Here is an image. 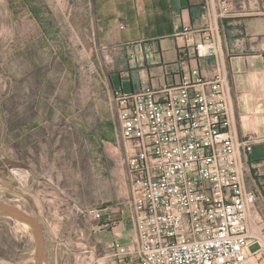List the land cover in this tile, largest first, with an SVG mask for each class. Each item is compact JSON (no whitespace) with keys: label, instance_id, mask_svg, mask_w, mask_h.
Here are the masks:
<instances>
[{"label":"rangeland","instance_id":"obj_1","mask_svg":"<svg viewBox=\"0 0 264 264\" xmlns=\"http://www.w3.org/2000/svg\"><path fill=\"white\" fill-rule=\"evenodd\" d=\"M37 2L43 23L24 0H0V200L38 215L43 264H112L94 247L88 210L120 189L111 75L125 58L100 36L90 0ZM36 254L31 227L0 212V264H35Z\"/></svg>","mask_w":264,"mask_h":264},{"label":"built area","instance_id":"obj_2","mask_svg":"<svg viewBox=\"0 0 264 264\" xmlns=\"http://www.w3.org/2000/svg\"><path fill=\"white\" fill-rule=\"evenodd\" d=\"M220 16L213 13L193 44L196 58H214L211 78L193 69L179 84L115 89L136 223L133 244H112L116 264L122 256L139 264H264L245 160L261 138L236 130ZM105 210L88 214L101 220ZM117 222L109 215L105 225Z\"/></svg>","mask_w":264,"mask_h":264},{"label":"crops","instance_id":"obj_3","mask_svg":"<svg viewBox=\"0 0 264 264\" xmlns=\"http://www.w3.org/2000/svg\"><path fill=\"white\" fill-rule=\"evenodd\" d=\"M225 8L228 13L220 16ZM89 10L97 13L90 19L97 20L100 36L118 46L125 58L111 75L114 89L121 87L124 91V81L128 82L129 91L145 85L179 84L193 69L211 78L214 58H196L193 44L204 35L213 13L220 16L236 130L240 137L261 138L245 160L248 186L258 194L252 215L264 225V0H99L95 4L90 0ZM76 11L75 7L71 10ZM127 30L131 35L124 33ZM228 32L242 35L229 40ZM119 155L122 176L118 180L117 200L103 201L104 217H91L93 222L87 228L90 237L99 238L94 247L100 244L110 252L106 258L112 264H116L113 242L133 244L136 239L133 198L122 153ZM109 215L118 220L116 225H105ZM118 264L139 262L133 256H122Z\"/></svg>","mask_w":264,"mask_h":264},{"label":"water","instance_id":"obj_4","mask_svg":"<svg viewBox=\"0 0 264 264\" xmlns=\"http://www.w3.org/2000/svg\"><path fill=\"white\" fill-rule=\"evenodd\" d=\"M0 212L31 227L36 237L37 254L35 264H43L45 260V234L40 220L18 205L3 200H0Z\"/></svg>","mask_w":264,"mask_h":264},{"label":"trees","instance_id":"obj_5","mask_svg":"<svg viewBox=\"0 0 264 264\" xmlns=\"http://www.w3.org/2000/svg\"><path fill=\"white\" fill-rule=\"evenodd\" d=\"M33 0H24V4L26 5V7H28V9L31 11V13L34 15V17L36 18V19H38L39 20V22L40 23H43L44 22V20L42 21V19L40 18V14L37 12V10L35 9V8H33V6L32 7H30V5H31V3H34V5L36 4L37 6L39 5V3L37 2V0H34V2H32ZM200 6H198V7H196V8H199ZM195 7H190V9L191 10H193ZM205 9H203V11H204ZM50 23V22H49ZM242 34H239V35H237V36H232L231 34H229V32L227 33V36H228V39L229 40H231V39H233L234 37L236 38V37H240ZM132 91H134V90H132Z\"/></svg>","mask_w":264,"mask_h":264},{"label":"flooded vegetation","instance_id":"obj_6","mask_svg":"<svg viewBox=\"0 0 264 264\" xmlns=\"http://www.w3.org/2000/svg\"><path fill=\"white\" fill-rule=\"evenodd\" d=\"M32 211H29V213H31ZM32 215H34L35 217H37L38 219H39V217H38V215H35L34 213H31ZM40 220V219H39ZM41 222V221H40ZM42 224V223H41Z\"/></svg>","mask_w":264,"mask_h":264}]
</instances>
